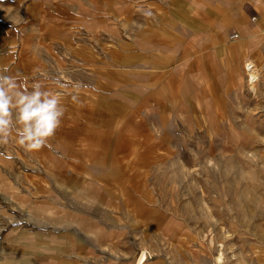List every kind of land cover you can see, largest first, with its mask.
<instances>
[{"label":"rangeland","instance_id":"rangeland-1","mask_svg":"<svg viewBox=\"0 0 264 264\" xmlns=\"http://www.w3.org/2000/svg\"><path fill=\"white\" fill-rule=\"evenodd\" d=\"M256 1L0 0V73L64 110L39 150L15 133L0 146V250L36 231L46 264L80 250L133 264L135 247L162 264H264Z\"/></svg>","mask_w":264,"mask_h":264},{"label":"clouds","instance_id":"clouds-1","mask_svg":"<svg viewBox=\"0 0 264 264\" xmlns=\"http://www.w3.org/2000/svg\"><path fill=\"white\" fill-rule=\"evenodd\" d=\"M141 11L152 16L151 10ZM63 114L58 95L39 85L21 91L15 77L0 73V146L7 145L15 133L16 143L25 150H39L54 135ZM6 158L11 159V154Z\"/></svg>","mask_w":264,"mask_h":264},{"label":"crops","instance_id":"crops-1","mask_svg":"<svg viewBox=\"0 0 264 264\" xmlns=\"http://www.w3.org/2000/svg\"><path fill=\"white\" fill-rule=\"evenodd\" d=\"M252 9L255 12H264V0H258L255 2V4L251 5ZM243 16H241L240 21H237L236 23L242 27L245 26V17L249 16L245 11H243ZM256 19V18H255ZM262 21V19L260 20ZM259 25V24H258ZM164 39V42H166V39ZM165 46H163L164 48ZM204 49V48H203ZM194 59V57L191 58V60ZM202 61L206 59V57L202 54L201 57H199ZM16 214V213H15ZM16 216V215H15ZM15 218L14 222V229L15 232H18L22 225L18 224V219ZM30 237V241L28 245L19 246L20 250L17 249H1L0 250V264H46V259L49 256L50 249L48 248V242H47V236H45L43 233L40 232H29L26 233ZM47 246V247H45ZM3 248H7V246H2ZM91 256L93 257L92 253L90 252L89 255H87L86 250H80V255L76 253L77 260H75V263L78 264H98V260H93L90 258V261L88 262L87 257ZM86 259V260H85ZM136 262V261H135ZM133 261V264H135ZM141 264H162L160 260L154 259V260H144Z\"/></svg>","mask_w":264,"mask_h":264},{"label":"bare ground","instance_id":"bare-ground-1","mask_svg":"<svg viewBox=\"0 0 264 264\" xmlns=\"http://www.w3.org/2000/svg\"><path fill=\"white\" fill-rule=\"evenodd\" d=\"M245 65H246V69L249 71V76H250L249 80L255 81V79L257 78V74L255 72H252L251 67L253 64L251 62H247ZM146 256H147L146 253L144 251H141L139 257L137 258V260L135 262V264H141L146 259ZM217 259L219 260L220 256L217 257Z\"/></svg>","mask_w":264,"mask_h":264},{"label":"water","instance_id":"water-1","mask_svg":"<svg viewBox=\"0 0 264 264\" xmlns=\"http://www.w3.org/2000/svg\"><path fill=\"white\" fill-rule=\"evenodd\" d=\"M140 252H141V249L138 247H135L134 252L131 254V256H129V259L135 262L137 258L139 257Z\"/></svg>","mask_w":264,"mask_h":264},{"label":"trees","instance_id":"trees-1","mask_svg":"<svg viewBox=\"0 0 264 264\" xmlns=\"http://www.w3.org/2000/svg\"><path fill=\"white\" fill-rule=\"evenodd\" d=\"M246 9L248 13L252 14V16H255V11L251 7L247 6Z\"/></svg>","mask_w":264,"mask_h":264},{"label":"built area","instance_id":"built-area-1","mask_svg":"<svg viewBox=\"0 0 264 264\" xmlns=\"http://www.w3.org/2000/svg\"><path fill=\"white\" fill-rule=\"evenodd\" d=\"M256 17L255 16H252V20H254ZM237 34H233V37H236Z\"/></svg>","mask_w":264,"mask_h":264}]
</instances>
